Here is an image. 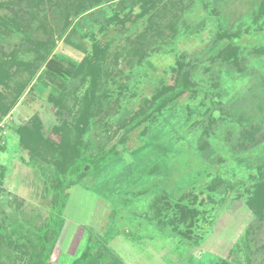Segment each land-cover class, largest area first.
<instances>
[{"label":"rangeland","instance_id":"1","mask_svg":"<svg viewBox=\"0 0 264 264\" xmlns=\"http://www.w3.org/2000/svg\"><path fill=\"white\" fill-rule=\"evenodd\" d=\"M75 1L0 0V56L12 65L0 83V263L28 261L60 176L21 131L37 118L59 143L53 129L95 91L87 153L117 154L66 185L49 263L72 264L95 245L108 264H264V196L258 217L248 206L264 181L263 0L103 1L78 16ZM229 45L236 58L224 57ZM52 58L78 74L37 82ZM190 65L198 91L138 118Z\"/></svg>","mask_w":264,"mask_h":264},{"label":"trees","instance_id":"2","mask_svg":"<svg viewBox=\"0 0 264 264\" xmlns=\"http://www.w3.org/2000/svg\"><path fill=\"white\" fill-rule=\"evenodd\" d=\"M106 1L109 3L120 2L119 0H76L74 3V10L76 13L85 12L89 9L100 5L101 2ZM2 2H0V5ZM68 4V3H67ZM2 6V5H1ZM69 6V4H68ZM77 13V16H78ZM260 17L264 16V0L261 3L259 10ZM71 21L68 19V28L70 27ZM242 32L245 30H237L234 33H219L218 38H229L241 37ZM94 57L96 60H104L107 55V46L101 47V41L92 36ZM238 48L234 45H229L227 49L224 50L223 55L226 59L237 57ZM3 55V54H0ZM5 55V54H4ZM93 62V60H92ZM100 61L91 63V71L101 72ZM19 64V63H18ZM93 64V65H92ZM10 60L5 57L0 56V83H4L7 78L10 77V70L12 69ZM191 65L188 67H180L177 72L178 83L176 87H173L165 92L155 96L154 99L150 102V106L138 114L137 117L142 114L143 120L150 119L153 116V113L160 111L167 107V105L182 94L186 92L196 93L198 91L199 85L196 81L192 79L191 75ZM80 70V69H79ZM78 74V70L73 72L65 68L58 60L52 58L46 63V72H42L37 78V82L41 81L46 77V75L54 76L56 78L70 80L74 75ZM21 91V90H20ZM90 100L87 98L84 102V105L81 111H78L77 118L75 121L67 122L64 121L62 126L55 127L53 129V134L60 137L59 143L55 141L44 138L42 132V125L39 123V120L35 118L29 126H25L21 131V144H26V146L33 152L47 154L49 155L54 165L57 167L59 172V178L55 182L54 186V208L51 215V219L46 227L39 231H34L36 235L37 242L33 245V252L30 255L28 261L24 264H50L51 254L53 248L55 247L58 235L62 231L64 225V212L67 206L69 195L65 194L66 185L71 184L73 179H83L91 172H96L106 163L112 161L117 153H112L105 151L104 149L98 153H87L88 144L83 139L84 136L91 129V120L95 115L97 103L100 101V96L95 92H91ZM60 103L63 102L64 97L60 98ZM55 102L56 99H51ZM57 104V103H56ZM147 104H149L147 102ZM60 107H65L64 104H61ZM1 120V117H0ZM37 120V121H36ZM140 121V120H139ZM4 148H0L3 150ZM62 177L67 178L66 180ZM264 178V176H262ZM257 190V188H256ZM257 193V191H256ZM257 196L252 197L248 201V206L254 211L255 215L258 217L260 215L256 202H260L261 197L264 196V181L260 183L258 187ZM96 246H88L86 252H84L79 258H77L72 264H108L105 260L108 255H97L95 251ZM234 253V251H233ZM3 264V263H0ZM113 264H122L121 262H114Z\"/></svg>","mask_w":264,"mask_h":264},{"label":"built area","instance_id":"3","mask_svg":"<svg viewBox=\"0 0 264 264\" xmlns=\"http://www.w3.org/2000/svg\"><path fill=\"white\" fill-rule=\"evenodd\" d=\"M4 125H3V123L1 122L0 123V130H1V128L3 127ZM0 144H1V141H0Z\"/></svg>","mask_w":264,"mask_h":264}]
</instances>
